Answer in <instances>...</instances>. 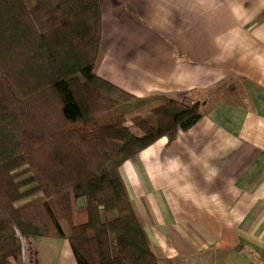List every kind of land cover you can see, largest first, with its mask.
Here are the masks:
<instances>
[{"label": "trees", "instance_id": "16d2710c", "mask_svg": "<svg viewBox=\"0 0 264 264\" xmlns=\"http://www.w3.org/2000/svg\"><path fill=\"white\" fill-rule=\"evenodd\" d=\"M0 0V264L30 239L68 240L77 264H163L123 163L195 124L218 88L138 102L96 71L100 0Z\"/></svg>", "mask_w": 264, "mask_h": 264}, {"label": "crops", "instance_id": "0c3cea01", "mask_svg": "<svg viewBox=\"0 0 264 264\" xmlns=\"http://www.w3.org/2000/svg\"><path fill=\"white\" fill-rule=\"evenodd\" d=\"M100 3L96 71L135 101L218 88L195 124L122 165L154 250L163 264H264V0Z\"/></svg>", "mask_w": 264, "mask_h": 264}, {"label": "rangeland", "instance_id": "374dc122", "mask_svg": "<svg viewBox=\"0 0 264 264\" xmlns=\"http://www.w3.org/2000/svg\"><path fill=\"white\" fill-rule=\"evenodd\" d=\"M29 5L33 0H26ZM138 102L131 101L121 104L114 109L115 112L134 113L138 111ZM66 239L59 237L42 236L30 239L26 250L23 252L22 261L15 264H58L62 255V245Z\"/></svg>", "mask_w": 264, "mask_h": 264}]
</instances>
